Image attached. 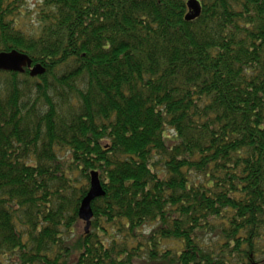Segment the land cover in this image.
Segmentation results:
<instances>
[{
    "label": "trees",
    "instance_id": "trees-1",
    "mask_svg": "<svg viewBox=\"0 0 264 264\" xmlns=\"http://www.w3.org/2000/svg\"><path fill=\"white\" fill-rule=\"evenodd\" d=\"M26 2L0 0V51L45 67L0 70V264H264V0H39L32 31Z\"/></svg>",
    "mask_w": 264,
    "mask_h": 264
},
{
    "label": "water",
    "instance_id": "water-1",
    "mask_svg": "<svg viewBox=\"0 0 264 264\" xmlns=\"http://www.w3.org/2000/svg\"><path fill=\"white\" fill-rule=\"evenodd\" d=\"M185 4L187 7V12L184 16L185 20H193L200 15L202 7L200 0H186ZM25 67L28 68L31 77L41 75L45 71V67L40 63L32 64L31 58L25 53L15 49L0 51V70L22 72ZM102 195H104V190L100 184L98 173L96 171H91L88 191L80 201L77 212L78 218L85 223V231L88 230L93 215L91 201Z\"/></svg>",
    "mask_w": 264,
    "mask_h": 264
},
{
    "label": "rangeland",
    "instance_id": "rangeland-1",
    "mask_svg": "<svg viewBox=\"0 0 264 264\" xmlns=\"http://www.w3.org/2000/svg\"><path fill=\"white\" fill-rule=\"evenodd\" d=\"M39 0H27L24 15L19 17V26L21 25L22 28L27 29L28 31L36 30L39 27V22L37 21L36 15V4ZM85 224L82 220H79L75 225L76 234L82 233ZM176 243L179 244L178 241L175 240H165L163 241L164 247H175ZM181 244V243H180ZM264 245V244H263ZM264 255H261L263 258Z\"/></svg>",
    "mask_w": 264,
    "mask_h": 264
}]
</instances>
